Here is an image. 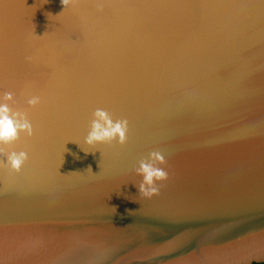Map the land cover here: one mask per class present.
<instances>
[{
  "label": "water",
  "instance_id": "1",
  "mask_svg": "<svg viewBox=\"0 0 264 264\" xmlns=\"http://www.w3.org/2000/svg\"><path fill=\"white\" fill-rule=\"evenodd\" d=\"M5 92L34 134L0 167V264L264 261V0H0ZM97 108L126 144L85 143Z\"/></svg>",
  "mask_w": 264,
  "mask_h": 264
},
{
  "label": "clouds",
  "instance_id": "2",
  "mask_svg": "<svg viewBox=\"0 0 264 264\" xmlns=\"http://www.w3.org/2000/svg\"><path fill=\"white\" fill-rule=\"evenodd\" d=\"M75 2L76 0H61L63 9ZM98 7L102 10V5ZM24 59L27 63L32 62L31 56H25ZM13 100L14 96L11 92H5L0 98V157H6V159L0 160V167H7L11 171L19 173L28 160V153L25 151L8 152L6 148L19 140L22 133L27 137L33 136L34 130L25 112L13 111L9 107V102ZM40 103L41 97L38 95L27 100L29 107H35ZM128 130L127 119H113L109 112L97 108L93 113L85 143L88 146H94L96 144H111L115 141L123 146L127 143ZM165 164V157L158 151L151 152L147 160L139 162L135 173L142 177V180L136 185L141 198L150 199L160 194L157 184H162L169 179L168 172L161 167ZM113 210L115 212V208Z\"/></svg>",
  "mask_w": 264,
  "mask_h": 264
},
{
  "label": "trees",
  "instance_id": "3",
  "mask_svg": "<svg viewBox=\"0 0 264 264\" xmlns=\"http://www.w3.org/2000/svg\"><path fill=\"white\" fill-rule=\"evenodd\" d=\"M253 264H264V261L263 262H258V263H253Z\"/></svg>",
  "mask_w": 264,
  "mask_h": 264
}]
</instances>
